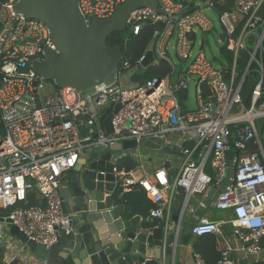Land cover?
Masks as SVG:
<instances>
[{"label": "built area", "instance_id": "obj_1", "mask_svg": "<svg viewBox=\"0 0 264 264\" xmlns=\"http://www.w3.org/2000/svg\"><path fill=\"white\" fill-rule=\"evenodd\" d=\"M127 1L80 0L79 6L86 19L104 20ZM156 1L157 9H135L127 28L138 34L152 24V65L166 60L172 72L164 78L134 79L146 69L142 60L147 49L136 64L124 59L105 82L79 91L57 87L38 73L33 62L44 60L47 48L58 51L48 27L18 12L17 0H0V112L5 131L0 139V208L8 210L20 232L49 249L62 231L72 230L73 217L63 210L61 188L64 176L88 149L129 140L141 146L161 138L164 144L180 146L182 161L175 176L166 164L153 171L144 163L128 171L116 165V185L121 195L132 185L142 188L154 204L150 217L161 220L166 231L175 230L179 244L185 214L195 212L192 194L222 184L229 172L227 152L235 150L233 185L215 203L232 216L200 218L191 233L216 236L222 249L218 264H264V0H199L190 11L178 0ZM209 9L219 13L223 27L224 62L219 65L202 45L194 53L198 33L214 30V20L205 12ZM171 46L181 62L177 77ZM243 53L247 64L240 70ZM250 81L256 84L245 103L242 92ZM191 83L197 108L187 110L182 101ZM110 115L112 133L104 124ZM139 150L128 149L123 156L136 159ZM178 188H183L184 201L175 222L171 218ZM31 191L38 193L39 203L24 206ZM192 264L206 263L194 253Z\"/></svg>", "mask_w": 264, "mask_h": 264}, {"label": "water", "instance_id": "obj_2", "mask_svg": "<svg viewBox=\"0 0 264 264\" xmlns=\"http://www.w3.org/2000/svg\"><path fill=\"white\" fill-rule=\"evenodd\" d=\"M79 2L80 0H17L15 9L29 18L45 23L57 46L58 51L47 48L45 59L33 62L38 73L57 87L87 91L105 82L124 60L118 45L107 44L108 37L127 28L129 15L135 9H157L158 2L128 0L118 5L115 13L104 20L94 16L86 19ZM154 61L152 42L142 60V66L147 68ZM255 84L256 81H250L244 87L242 98L245 103L249 101ZM119 107L120 104L116 106V110ZM111 120L112 115L104 122L108 133L113 132ZM132 148L156 150L162 156L180 153V146L164 144L161 138H151L141 146L135 140H129L109 148L101 145L88 149L74 168L75 177L71 178L67 186L61 188L63 210L65 214L73 217L71 232L66 234L62 231L58 242L47 249L20 232L13 225L8 212H0V264H39L36 259L50 260L59 245L65 256L73 257L76 264H181L177 262L178 250L189 245L193 238V225L202 217L207 207L216 208L215 203L220 194L233 185L235 158L238 153L235 150L227 152L229 172L219 187L205 193L192 194L190 205L195 212H186L182 237L177 244L175 230L166 231L157 218L154 219L157 225L143 224L140 215H132V210L118 204L114 167L118 166L120 158L125 157L123 153ZM113 157L115 163L111 162ZM183 201L184 194L177 193L172 215L175 222L178 221ZM9 232L23 246L24 254L21 257H9L12 251L6 244ZM28 252H32V257L26 255ZM231 257L234 258L233 253ZM245 263L246 260L239 262Z\"/></svg>", "mask_w": 264, "mask_h": 264}, {"label": "trees", "instance_id": "obj_3", "mask_svg": "<svg viewBox=\"0 0 264 264\" xmlns=\"http://www.w3.org/2000/svg\"><path fill=\"white\" fill-rule=\"evenodd\" d=\"M1 1L6 2L9 0ZM178 1L183 2L187 7V11H190L196 8V3L199 0H192L191 2H188L187 0ZM218 9L223 10L225 7L223 5H218ZM153 30L154 26L152 24H145L138 34H134L129 28H126L125 30L112 33L108 37L107 44L118 45L122 50L124 59L130 61V63L134 65L151 44ZM230 56L228 57L231 58ZM239 62V68L242 70L247 64L244 53L243 57H240ZM171 72L172 68L170 64L166 60H160L155 65H150L146 68L143 74H141V72L136 73L134 75V79L141 81L148 78H164ZM4 136V124L0 112V139ZM137 163L138 162L134 158L125 156L119 159L118 167L128 171L134 169L137 166ZM171 173L173 174L172 171ZM120 192L121 188L118 189V196ZM38 203V193L36 191H31L28 193L27 202L24 203V206H31ZM118 204H123L125 206L135 205L137 212L142 214L144 217H148L150 209L154 206L150 198L147 197L146 192L138 185H132L128 191L118 197ZM150 224L153 225L152 223ZM160 224H162V222ZM191 246L194 253L200 254L204 258L206 264H218V261L221 258L222 249L220 248V244L216 236L213 234L195 236L191 239Z\"/></svg>", "mask_w": 264, "mask_h": 264}, {"label": "crops", "instance_id": "obj_4", "mask_svg": "<svg viewBox=\"0 0 264 264\" xmlns=\"http://www.w3.org/2000/svg\"><path fill=\"white\" fill-rule=\"evenodd\" d=\"M174 140H178V137L174 136ZM144 149H146L147 151L143 152L141 150L140 157L135 159L138 162L137 164L144 163L145 166L151 171H153L156 168L166 164V166L169 168L170 174L172 176H175V174L177 173V171L179 169L180 164L178 166H175V164L173 163L172 157H166L165 155L162 156L156 150H151L148 148H144ZM173 155H176V154H173ZM179 155H181V154H179ZM171 171L173 172V174L171 173ZM209 171L213 172V169L209 168ZM75 175H76L75 170L69 171L64 176V185L62 186V188L67 186V183L71 180V178L75 177ZM213 188L214 187L211 186L207 191H209ZM179 192L183 193V188H178V190L175 192V195ZM106 196H107V194H106ZM120 196H122V195L119 194L118 197H120ZM212 197H214V195H212ZM125 208L127 210H132V215H140L141 222L143 224L152 223L153 225H157V223H154L155 218H151L150 215H148V217H144L142 214L138 213L135 205L125 206ZM173 208H174V206H173ZM173 208H172V212H173ZM207 208H211V207H207ZM214 209H218V208L216 207ZM0 212H8V210L0 208ZM192 214H194V213H192ZM231 216H232V213L230 210H221L218 213L215 211H212L210 213H203L201 218L210 219V220H219V219H226V218H229ZM159 221L161 223V220H159ZM7 236L8 237L6 238V240H7L6 244L12 250L9 257L11 259H13L15 257H17V258L21 257L24 254L22 252L23 246L15 238V236L12 235L10 232L8 233ZM222 247H223V245H222ZM26 255H31V257H32V252H28ZM193 259H194V251L192 249L191 241H190L189 245L184 246V248L183 247L179 248L178 255H177V262H179L181 264H192ZM76 261H78V260H76ZM36 262L39 264H47L45 258L36 259ZM51 262L52 263H50V264H76L75 259L73 257H71L70 255L65 256L64 251L60 245L57 246L56 250L54 251V254L51 257Z\"/></svg>", "mask_w": 264, "mask_h": 264}, {"label": "rangeland", "instance_id": "obj_5", "mask_svg": "<svg viewBox=\"0 0 264 264\" xmlns=\"http://www.w3.org/2000/svg\"><path fill=\"white\" fill-rule=\"evenodd\" d=\"M188 2H191L192 0H187ZM207 15H209L214 20V30L212 32H206L198 33V39L194 46V53H196L201 45L202 49L205 51L207 57L211 59L215 65H219L224 62L222 56H221V48L224 46V40L222 37L223 27L219 21V13L214 9L205 10ZM173 44V42H172ZM170 58L172 61L177 65V70L175 72V77L179 75L178 67L180 66V60L178 59L175 49H173V46L169 49ZM141 74H143L145 71H140ZM185 109L192 110L197 108V99L195 94V86L194 83L190 84V87L188 89V98L182 101ZM143 152H146L147 150L144 148H140ZM120 154V153H118ZM166 157H172L173 163L175 166H178L181 164L182 157L179 154L173 155L172 153L165 154ZM212 211L220 212L219 209L214 208H207L205 209L204 213H210ZM184 248V246H182ZM179 251V250H178Z\"/></svg>", "mask_w": 264, "mask_h": 264}]
</instances>
